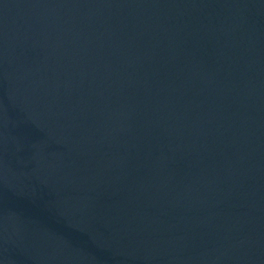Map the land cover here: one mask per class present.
<instances>
[{
  "label": "water",
  "instance_id": "1",
  "mask_svg": "<svg viewBox=\"0 0 264 264\" xmlns=\"http://www.w3.org/2000/svg\"><path fill=\"white\" fill-rule=\"evenodd\" d=\"M0 264H264V0H0Z\"/></svg>",
  "mask_w": 264,
  "mask_h": 264
}]
</instances>
